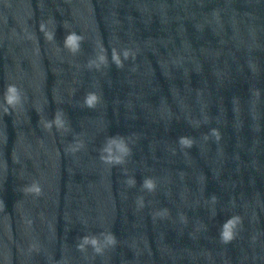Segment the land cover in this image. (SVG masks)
Returning <instances> with one entry per match:
<instances>
[{
  "label": "water",
  "instance_id": "obj_1",
  "mask_svg": "<svg viewBox=\"0 0 264 264\" xmlns=\"http://www.w3.org/2000/svg\"><path fill=\"white\" fill-rule=\"evenodd\" d=\"M0 264H264V0H0Z\"/></svg>",
  "mask_w": 264,
  "mask_h": 264
},
{
  "label": "clouds",
  "instance_id": "obj_2",
  "mask_svg": "<svg viewBox=\"0 0 264 264\" xmlns=\"http://www.w3.org/2000/svg\"><path fill=\"white\" fill-rule=\"evenodd\" d=\"M67 39H68V38L66 37V40H67ZM127 57H128V54L125 53V58H127ZM113 59H114V61L116 62L117 66H122L121 61L119 60V58H118L116 55L113 56ZM9 91H10V92H15V89H14V88H10ZM95 99H96L95 96L90 97V98L87 100L88 105H89V106H92V105H93V101H94ZM12 100H13V97L10 96V97H9V102H12ZM217 138H219L218 135H217ZM145 185H146L147 187H149V188L153 187V185H152V183H151L150 181H145ZM33 190L36 191L37 194H39V192H40V189H39L38 187H34ZM231 224H232V221L229 220V221L227 222V224H225V229H226V230L223 231L222 234H221V235H222V239L224 240V242H228V241H230V240L233 238V237H232V233H231V231L227 230V229L230 228ZM83 239H84V242H85V243H88V242H89L87 237H84ZM112 242H113V243L115 242V241H114V238L112 239ZM92 243H93V244L96 243L95 239L92 240Z\"/></svg>",
  "mask_w": 264,
  "mask_h": 264
}]
</instances>
